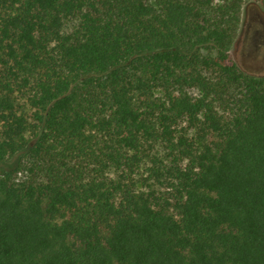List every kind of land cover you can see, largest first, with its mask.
<instances>
[{
  "label": "trees",
  "instance_id": "trees-1",
  "mask_svg": "<svg viewBox=\"0 0 264 264\" xmlns=\"http://www.w3.org/2000/svg\"><path fill=\"white\" fill-rule=\"evenodd\" d=\"M248 31L264 0H0V264H264Z\"/></svg>",
  "mask_w": 264,
  "mask_h": 264
},
{
  "label": "rangeland",
  "instance_id": "rangeland-1",
  "mask_svg": "<svg viewBox=\"0 0 264 264\" xmlns=\"http://www.w3.org/2000/svg\"><path fill=\"white\" fill-rule=\"evenodd\" d=\"M251 19L249 21H252ZM249 26L250 24L245 27V30L250 29L251 26L250 28ZM249 31L240 37L239 45L233 46V53L246 67L256 71H264V47L260 45L262 39L259 41L260 43L257 42L255 37H251Z\"/></svg>",
  "mask_w": 264,
  "mask_h": 264
}]
</instances>
